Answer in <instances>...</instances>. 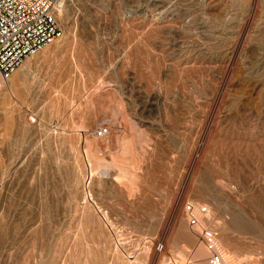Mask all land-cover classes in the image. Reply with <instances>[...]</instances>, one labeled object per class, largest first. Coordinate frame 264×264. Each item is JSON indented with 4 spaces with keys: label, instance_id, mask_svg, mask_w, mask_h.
I'll return each mask as SVG.
<instances>
[{
    "label": "rangeland",
    "instance_id": "374dc122",
    "mask_svg": "<svg viewBox=\"0 0 264 264\" xmlns=\"http://www.w3.org/2000/svg\"><path fill=\"white\" fill-rule=\"evenodd\" d=\"M61 2L0 81V264H209L187 200L264 264V0Z\"/></svg>",
    "mask_w": 264,
    "mask_h": 264
},
{
    "label": "built area",
    "instance_id": "2783aa9c",
    "mask_svg": "<svg viewBox=\"0 0 264 264\" xmlns=\"http://www.w3.org/2000/svg\"><path fill=\"white\" fill-rule=\"evenodd\" d=\"M61 0H0V81H8L24 61L61 36L57 13ZM109 126L92 133L105 138ZM184 213L191 230L201 239L209 264H230L219 243L218 232L207 225L210 210L196 201L184 202Z\"/></svg>",
    "mask_w": 264,
    "mask_h": 264
},
{
    "label": "bare ground",
    "instance_id": "6f19581e",
    "mask_svg": "<svg viewBox=\"0 0 264 264\" xmlns=\"http://www.w3.org/2000/svg\"><path fill=\"white\" fill-rule=\"evenodd\" d=\"M3 83L0 84V88L3 87L2 86ZM4 85V84H3ZM91 146H92V143H89V148H90V151H91ZM92 152V151H91ZM99 161V160H98ZM227 256V255H226ZM198 258V257H197ZM228 259H230V257L227 256ZM203 259V258H202ZM231 260V259H230Z\"/></svg>",
    "mask_w": 264,
    "mask_h": 264
},
{
    "label": "crops",
    "instance_id": "0c3cea01",
    "mask_svg": "<svg viewBox=\"0 0 264 264\" xmlns=\"http://www.w3.org/2000/svg\"><path fill=\"white\" fill-rule=\"evenodd\" d=\"M16 71H17V70H16ZM16 71H15V72H16ZM15 72H14L13 75L11 76L13 82L15 81V79H16V77H17V75H14ZM11 78H10V79H11Z\"/></svg>",
    "mask_w": 264,
    "mask_h": 264
}]
</instances>
